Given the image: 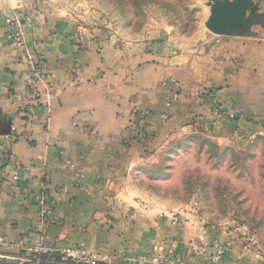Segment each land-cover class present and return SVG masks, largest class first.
<instances>
[{
    "label": "crops",
    "instance_id": "obj_1",
    "mask_svg": "<svg viewBox=\"0 0 264 264\" xmlns=\"http://www.w3.org/2000/svg\"><path fill=\"white\" fill-rule=\"evenodd\" d=\"M250 1L245 16L257 20L231 25L237 33L149 43L118 40L59 0H0L1 253L24 256L12 243L43 237L56 249L107 255V264H211L190 244L218 241L227 245L219 264H264L191 209L135 199L144 190L137 169L179 129L222 141L264 136V8ZM28 55L45 73L36 95ZM133 107L150 111L145 143L133 135ZM214 107L235 118L219 119ZM42 191L52 217L35 200Z\"/></svg>",
    "mask_w": 264,
    "mask_h": 264
},
{
    "label": "rangeland",
    "instance_id": "obj_2",
    "mask_svg": "<svg viewBox=\"0 0 264 264\" xmlns=\"http://www.w3.org/2000/svg\"><path fill=\"white\" fill-rule=\"evenodd\" d=\"M59 1L75 14L92 16L121 41L193 37L199 43L212 33L205 23L213 0ZM261 2L258 7L264 8ZM259 18L264 24V15ZM155 153L153 163L137 169L143 176L135 180L144 190L135 199L191 209L209 224L232 232L264 262V136L222 141L201 128L179 129Z\"/></svg>",
    "mask_w": 264,
    "mask_h": 264
},
{
    "label": "built area",
    "instance_id": "obj_3",
    "mask_svg": "<svg viewBox=\"0 0 264 264\" xmlns=\"http://www.w3.org/2000/svg\"><path fill=\"white\" fill-rule=\"evenodd\" d=\"M14 45L16 49L22 47L21 33L17 32L15 35ZM27 62L31 68V76L29 84L32 88V93L37 94V84L45 78V73L40 67L39 59L36 56L28 55ZM176 99V95L167 99L165 107L168 108L172 101ZM150 111L147 109H140L138 107L132 108V114L135 117V124L133 128L134 137L140 142L145 143L151 140L154 136L152 128L146 123L145 119ZM212 114L219 119H234V113L224 112L220 107H214ZM167 112L161 114L162 119H166ZM23 179L21 171L15 170L12 173V180L17 183ZM35 200L42 208L43 214L53 216L50 200L45 192L36 194ZM0 239V243H1ZM12 246L19 248L26 255L5 254L0 252V264H107L108 256L104 254L93 253L84 247H65L61 249L54 248L47 243L43 237L35 242H14ZM194 251L207 254L211 264H219L222 256L227 250V245L223 242L214 241L210 244H190ZM157 261V259L155 260ZM162 264H177L172 259L162 261Z\"/></svg>",
    "mask_w": 264,
    "mask_h": 264
},
{
    "label": "water",
    "instance_id": "obj_4",
    "mask_svg": "<svg viewBox=\"0 0 264 264\" xmlns=\"http://www.w3.org/2000/svg\"><path fill=\"white\" fill-rule=\"evenodd\" d=\"M250 0H213L211 13L205 27L214 34H233L238 30L231 25L240 24L247 26L256 16H245L247 9H252Z\"/></svg>",
    "mask_w": 264,
    "mask_h": 264
},
{
    "label": "trees",
    "instance_id": "obj_5",
    "mask_svg": "<svg viewBox=\"0 0 264 264\" xmlns=\"http://www.w3.org/2000/svg\"><path fill=\"white\" fill-rule=\"evenodd\" d=\"M44 264H46V263H44Z\"/></svg>",
    "mask_w": 264,
    "mask_h": 264
}]
</instances>
